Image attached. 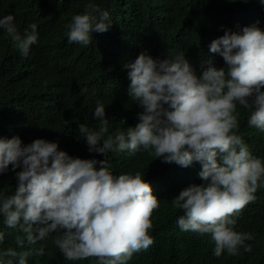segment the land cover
I'll use <instances>...</instances> for the list:
<instances>
[{"label": "clouds", "instance_id": "clouds-1", "mask_svg": "<svg viewBox=\"0 0 264 264\" xmlns=\"http://www.w3.org/2000/svg\"><path fill=\"white\" fill-rule=\"evenodd\" d=\"M17 1L10 0V7H17L18 17L0 13V30L27 57L39 37L35 23L19 31L21 16L32 13ZM191 1L199 12L201 0ZM72 16L66 25L69 43L87 47L94 32L111 26L109 13L91 0L82 14ZM54 18L40 14V19ZM222 18L227 25L205 40L197 61L184 50L166 52L159 61L144 51L124 65L129 69L126 95L114 92L108 110L133 111L139 122L109 133L105 106L98 101V130L85 124L78 128L88 150L105 159L72 157L44 138L27 145L19 136L0 138V176L11 169L17 180L14 194L0 192V216L22 234L15 238L19 248L57 233L53 243L69 261L128 264L135 253L147 250L154 243L150 230L160 198L141 172L114 175L108 160L109 153L134 156L143 148L165 163L201 164L203 183L172 199L183 212L178 219L182 231L208 234L216 257L252 250L246 242L254 237L236 230V217L264 187V162L238 134V117L247 110L249 125L264 131V0H226ZM120 34L124 41L127 36ZM4 241L0 231V264H28L30 256L45 255L44 246L21 251L3 248Z\"/></svg>", "mask_w": 264, "mask_h": 264}, {"label": "trees", "instance_id": "trees-1", "mask_svg": "<svg viewBox=\"0 0 264 264\" xmlns=\"http://www.w3.org/2000/svg\"><path fill=\"white\" fill-rule=\"evenodd\" d=\"M225 1L201 0V9L195 12L191 0H91L109 13L111 26L106 32H94L93 43L85 47L68 42L66 25L67 17L71 13L82 14L90 0H18L17 5H29L32 13L28 17L20 15L16 24L19 31L23 33L35 23L39 40L25 57L11 37L0 30V138L19 136L25 145L44 138L58 142L59 148L72 157L105 159L102 154L88 150L79 124L98 130L94 111L99 101L105 106L109 133L134 127L139 119L133 111L108 110L114 92L126 95L124 77L129 69L124 65L144 51L159 61L166 52L184 50L197 61L205 40L227 25L222 18ZM5 12L19 15L16 6L10 7V0H0V13ZM44 12L55 18L40 19ZM120 32L127 36L125 42ZM79 68L81 71L77 72ZM82 89L87 91L82 94ZM246 112L241 109L238 134L249 142L253 156L264 162V131L249 125ZM108 160L114 175L141 172L160 198V208L153 213L150 230L154 243L135 253L128 264H264V187L255 193V202L236 217V230L254 237L246 242L252 250L246 252L241 248L236 256L224 253L216 257L214 242L208 234L180 229L178 219L183 212L172 204L180 191L203 183L199 162L189 167L165 163L162 157L155 158L143 148L134 156L128 151L109 153ZM16 183L15 172L10 169L0 176V192L6 196L14 194ZM0 231L5 233L3 248L23 251L44 246L45 255L30 256L28 264H96L94 258L66 260L53 243L57 233L21 249L15 238L22 234L8 228L2 216Z\"/></svg>", "mask_w": 264, "mask_h": 264}]
</instances>
